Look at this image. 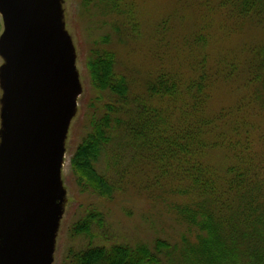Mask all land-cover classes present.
<instances>
[{
  "label": "trees",
  "instance_id": "trees-1",
  "mask_svg": "<svg viewBox=\"0 0 264 264\" xmlns=\"http://www.w3.org/2000/svg\"><path fill=\"white\" fill-rule=\"evenodd\" d=\"M106 1L109 9H120L122 0ZM258 4L264 7V0H222L224 9L234 7L231 13L243 19L256 17L251 12ZM2 28L0 19V33ZM110 42L107 36L95 42L87 65L92 86L105 102L101 114L90 118V129L71 159L79 186L112 198L129 175L128 159L145 193L158 187L182 197L174 209L204 233L199 246L187 244L183 250L185 264H264V144L245 121L226 120L230 112H208L213 90L232 71L203 58L191 74L160 70L142 93H135L128 77L117 71ZM255 81L264 86L262 75ZM89 106L95 108L92 100ZM218 149L229 160L223 172L204 160ZM102 158L107 162L103 172L96 169ZM95 227L107 232L104 214L91 209L72 228L75 237L88 242L69 251L64 264H176L169 255L177 247L166 241L156 239L153 248L144 243L98 246Z\"/></svg>",
  "mask_w": 264,
  "mask_h": 264
},
{
  "label": "rangeland",
  "instance_id": "rangeland-1",
  "mask_svg": "<svg viewBox=\"0 0 264 264\" xmlns=\"http://www.w3.org/2000/svg\"><path fill=\"white\" fill-rule=\"evenodd\" d=\"M106 3V0H59L62 36L73 50L81 94L65 138L60 170L61 215L55 230L51 264H64L69 251L87 244V238L75 237L72 228L91 209L104 214L109 233L106 235L107 232L95 227L96 245L144 243L153 248L154 241L161 239L177 247L171 251L170 259L176 264H185L183 250L187 244L199 246L204 233L183 220L179 208L174 209L184 202L182 197L162 192L158 187L145 193L128 159L124 166L130 172L121 185L123 189L109 199L82 190L73 174L71 159L75 149L90 129V118L101 114L105 102L90 80L87 65L91 50L95 42L99 44L107 36L111 40L108 49L117 54V71L128 77L135 93H142L146 82L160 70L178 69L183 74H191V69L203 58L212 65L220 62L223 69L233 74L228 81L218 82L208 112L217 115L230 112L226 120L245 121L253 137L260 139L263 146L264 86L255 80L259 75L264 78V55H261L264 7L258 4L260 7L251 12L257 16L243 19L237 12L231 13L234 7L224 9L222 0H122L118 10L109 9ZM2 35L3 28L0 41ZM6 65V59L0 54V150L6 129L3 106ZM90 100L100 111L90 108ZM229 127L225 122L223 128ZM227 158L218 149L204 160L223 172L229 164ZM106 167L107 162L102 158L96 169L103 172ZM2 198L0 190V206ZM163 259L167 260L165 256Z\"/></svg>",
  "mask_w": 264,
  "mask_h": 264
},
{
  "label": "water",
  "instance_id": "water-1",
  "mask_svg": "<svg viewBox=\"0 0 264 264\" xmlns=\"http://www.w3.org/2000/svg\"><path fill=\"white\" fill-rule=\"evenodd\" d=\"M6 59L0 264H51L65 138L80 96L59 0H0Z\"/></svg>",
  "mask_w": 264,
  "mask_h": 264
}]
</instances>
